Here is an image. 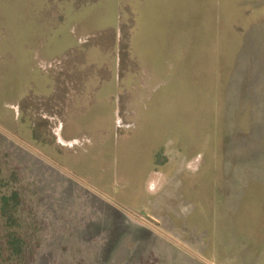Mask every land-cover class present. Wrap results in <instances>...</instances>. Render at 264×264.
I'll use <instances>...</instances> for the list:
<instances>
[{"label":"rangeland","instance_id":"rangeland-1","mask_svg":"<svg viewBox=\"0 0 264 264\" xmlns=\"http://www.w3.org/2000/svg\"><path fill=\"white\" fill-rule=\"evenodd\" d=\"M0 4V264H264V0Z\"/></svg>","mask_w":264,"mask_h":264},{"label":"trees","instance_id":"trees-1","mask_svg":"<svg viewBox=\"0 0 264 264\" xmlns=\"http://www.w3.org/2000/svg\"><path fill=\"white\" fill-rule=\"evenodd\" d=\"M1 211L3 213V215L5 217H7V219H11V214L13 212V206L14 208L17 207V211L19 206L21 205L20 203V197L18 195V193H14L11 196H3L1 199ZM12 221V220H11ZM18 225H17V229H18ZM7 245H8V249L11 252V254L17 258H20L22 253H23V249H24V239L23 237L18 233L17 234L11 230H8V232H6V236H5Z\"/></svg>","mask_w":264,"mask_h":264},{"label":"crops","instance_id":"crops-1","mask_svg":"<svg viewBox=\"0 0 264 264\" xmlns=\"http://www.w3.org/2000/svg\"><path fill=\"white\" fill-rule=\"evenodd\" d=\"M39 2H40V1H39ZM39 2H38V3H39ZM0 5H1V4H0ZM39 5H40V4H39ZM42 5H43V6H42V7H43V10H41V12L44 11V10L46 11V9L49 8L46 4H44V2H42ZM5 6H6V5H5ZM4 10H6V9H4L3 6L1 5V6H0V18H17V14H16L17 12H15V14H14V12H11V11H9L10 13H7V12L4 11ZM41 12H40V13H41ZM4 13L10 14V15H5ZM32 28H33V27H32ZM28 31H29V30H27V33L25 32V34H26V35L30 34V37H31V35L34 33V31H33V33H32V31H29L30 33H29ZM22 34H23V33H22ZM20 40H21V38H20ZM31 49H32V48H31ZM31 49H30L29 51H26V49H25V50L23 49V52H25V57H26V59H27V60H28V59L30 60V63H29V64L27 63V66H32V65H33V60H32L33 56H32V52H31L32 50H31ZM23 52H22V53H23ZM22 53H21V55L23 56ZM32 69H33V68H31V72H32ZM37 81H38V80H37ZM41 82L44 84L43 87L45 86V87L47 88V86H46L45 84L48 85L49 80H47L46 78H43L42 81H39V84H40V85L42 84ZM29 98H30V97H29ZM26 99H27V97H26ZM26 99H25V100H26ZM17 100L19 101V105L21 106V105H22L21 103H23V101L21 102L18 98H17ZM25 100H24V101H25ZM26 103H27V102H26ZM24 106H25V105H24ZM24 106H23V109H25ZM22 120H23V118L21 119V122H22Z\"/></svg>","mask_w":264,"mask_h":264}]
</instances>
